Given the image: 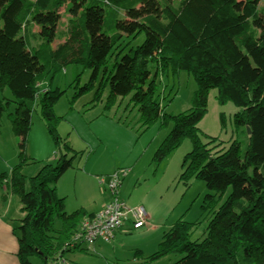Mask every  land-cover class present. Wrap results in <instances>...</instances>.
Masks as SVG:
<instances>
[{"label": "trees", "instance_id": "1", "mask_svg": "<svg viewBox=\"0 0 264 264\" xmlns=\"http://www.w3.org/2000/svg\"><path fill=\"white\" fill-rule=\"evenodd\" d=\"M62 8L68 18L60 30ZM141 33L143 41L130 46ZM70 64L91 69L82 86L75 79V96L91 90L102 72L94 102L101 100L107 84L104 108L129 95L141 127L173 122L153 155L157 164L188 138L192 146L180 178L202 179L212 192L206 195L209 203L230 187L202 238L190 239L194 223L181 216L147 261L176 253L180 257L172 264H264V0H0V89L7 87L16 99L9 117L19 137L18 161L5 181L22 205L19 264H32L31 255L49 264L56 253L63 254L86 214L84 209L66 213L57 194L56 183L71 166L66 154L30 176L28 188L21 172L35 106L60 144L54 104L64 91L50 86L54 75ZM168 70L190 72L198 86L194 105L176 115L164 110L170 92L162 97L158 92V75ZM213 88L219 104L230 101L239 107L234 126L250 129L243 148L236 138L201 139L198 124ZM4 109L0 102V113Z\"/></svg>", "mask_w": 264, "mask_h": 264}, {"label": "rangeland", "instance_id": "2", "mask_svg": "<svg viewBox=\"0 0 264 264\" xmlns=\"http://www.w3.org/2000/svg\"><path fill=\"white\" fill-rule=\"evenodd\" d=\"M67 18L68 15L62 8L58 29L65 28ZM33 29L38 30L37 27ZM143 38L144 34L141 33L130 42V46L139 45ZM114 57L109 58L108 69L111 68ZM90 74L91 69L70 64L56 73L51 81L52 89L58 87L64 91L54 104V112L59 117L56 127L60 137L59 146L50 136L39 114V108L35 106L32 111V122L25 147L26 162L21 167V172L26 179L25 188L29 186L28 178L36 174L39 168L46 163L56 164L60 157L66 154L65 158L72 160L71 166L61 178L63 188L72 190L74 177L78 171H81L79 174L83 177L81 185L77 184L75 193H71L69 199L89 201L93 200L99 192L107 191L102 189L104 187L100 188L97 181L93 184L91 174L99 178L114 170L131 169L135 163L136 170L140 173L139 178L125 179L122 192L127 195L132 193L131 196L147 205L161 208L160 219L162 220L175 221L182 216V219L194 223L190 239L202 238L209 218L230 192V187L226 188L222 196L215 195L214 201L209 203L206 195L212 192L207 189L202 179L195 176L180 178L185 168L182 166L184 156L192 146L188 138H183L179 146L157 164L153 160V155L159 144L169 134L173 122L169 120L166 125L155 122L147 128L141 127L139 114L136 107L129 102V95L117 98L112 108H104L109 91L107 84L103 89L101 100L94 102L93 98L103 75L102 72L99 73L96 85L91 90L75 96L77 83L75 79L79 77L78 86H82L89 80ZM157 83L160 97L170 92L169 98H172L169 101H163L167 114L176 115L194 105V94L198 86L190 72L173 73L168 70L158 75ZM44 87L45 83L40 85L41 89ZM215 95L216 89H210L206 112L198 124L201 139L206 140L207 136H211L228 142L236 138L242 143L243 148L247 132L241 128H235L233 122V114L239 110V107L230 101L219 104ZM15 100L7 87L0 89V102L5 106L0 113V175L6 176L2 184L0 183V192L4 195H7L5 181L18 161L19 154V137L13 132L9 117V112L14 110ZM6 102L8 104H5ZM93 103L96 105L93 106ZM81 138L87 139V143L82 142ZM70 141L75 142V150L69 151L66 147L71 145ZM128 174L129 172L127 177ZM10 195V199L4 197V204L7 207L13 206L15 199L19 197L11 190ZM1 199L3 196H0V201ZM12 221L15 222L14 219ZM10 235L16 241L11 232ZM134 238L127 235L123 247L115 251L110 250L111 246L109 250L101 252L79 250L78 252L82 254L77 264H172L180 257L179 254L171 253L158 260L147 261V256L157 248L158 239L154 241V238L150 236L146 242ZM136 244L142 246L145 255L143 258L138 257V259L133 256ZM29 260L32 264L41 263L37 255H31Z\"/></svg>", "mask_w": 264, "mask_h": 264}, {"label": "crops", "instance_id": "3", "mask_svg": "<svg viewBox=\"0 0 264 264\" xmlns=\"http://www.w3.org/2000/svg\"><path fill=\"white\" fill-rule=\"evenodd\" d=\"M94 105H96V103H93V106ZM241 129L246 130L245 127H242ZM83 141L84 143H87L88 140L83 138L82 142ZM70 143L73 146L72 147L70 145L71 149L75 150L74 149L75 142L70 141ZM80 172L78 171V174H76L74 177L72 190L71 189L65 190L63 188V183L61 181L62 176H61L56 183V191H57L58 196L64 199V211L66 213H70L77 209H84L86 211V214L81 217L82 219L84 216H88V215L94 214L97 211H99L110 200L111 197L108 191H103V192H99L93 200H89V201L82 200V199H79V200L69 199V196L71 195V193H75V190L77 189V184L81 185L83 177H80L79 175ZM127 172H129L128 177H127V174L123 177L120 188H119V197L125 200L129 205H142L146 211V216H147L146 222L144 223L142 227H139L136 229L132 228L130 221L126 222L124 226H122L115 232L114 237L110 241L96 240L92 244H81L76 247H68L63 252L62 255L64 258L67 259L69 264L78 263L77 261H79L78 260L79 256H81L82 254L78 252L79 250L82 252L83 251L87 252L89 250L101 252V251L109 250L108 249L109 246H111L110 250L112 251L119 250L121 249V247H123V243L127 235H131L132 237H135L134 239H137L139 241L142 240L146 242L148 241L149 237L152 236V239L154 238V241H157L158 239V242L156 244L158 246L159 242L162 240L163 233L172 226L174 220L166 221V220L160 219L161 208L155 207L154 205H149V204L147 205L146 203L140 201L139 199H136L135 197L131 196L132 193L127 195V193L122 192V187H123L125 179L126 180H129V178L130 180L132 178L138 179L139 174H140L136 170L135 163L133 164L131 169L128 168ZM97 177L91 174V181L93 182V184H96V181L98 182ZM0 183L2 184V182ZM98 185L100 186V188L104 187L100 183H98ZM6 188H7V195H4V193L0 192V196H3V199H1L0 201V264H19L18 257H17V249H18L17 227L20 225V220L23 216V212L21 211L22 205L20 203L19 197L15 199V203L13 206L8 205L7 207L4 204V197L5 198L11 197L9 187L6 186ZM102 189L104 190L105 188H102ZM100 191L102 190L100 189ZM13 219L15 220V222L12 221ZM60 228H61V222L59 219L56 218L54 220V229L55 231H58ZM10 232L15 237L16 241L12 239ZM137 245L138 244L134 246L135 251L133 253L134 254L133 256L137 258L138 257L143 258L145 256L144 250L142 246H137ZM40 264H44V263L41 261Z\"/></svg>", "mask_w": 264, "mask_h": 264}, {"label": "built area", "instance_id": "4", "mask_svg": "<svg viewBox=\"0 0 264 264\" xmlns=\"http://www.w3.org/2000/svg\"><path fill=\"white\" fill-rule=\"evenodd\" d=\"M128 169L114 170L106 176H100L102 184L110 195V200L96 213L84 216L72 232L68 247L92 244L96 240L110 241L115 232L131 222L132 228L142 227L146 222V211L142 205H129L119 197V188ZM49 264H69L62 254L56 253Z\"/></svg>", "mask_w": 264, "mask_h": 264}, {"label": "water", "instance_id": "5", "mask_svg": "<svg viewBox=\"0 0 264 264\" xmlns=\"http://www.w3.org/2000/svg\"><path fill=\"white\" fill-rule=\"evenodd\" d=\"M246 132L249 133L250 132V129L248 126H246Z\"/></svg>", "mask_w": 264, "mask_h": 264}]
</instances>
